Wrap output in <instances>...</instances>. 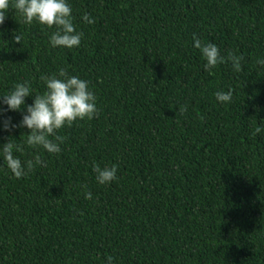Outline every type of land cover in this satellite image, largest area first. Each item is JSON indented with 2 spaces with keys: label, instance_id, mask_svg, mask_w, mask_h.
<instances>
[{
  "label": "trees",
  "instance_id": "1",
  "mask_svg": "<svg viewBox=\"0 0 264 264\" xmlns=\"http://www.w3.org/2000/svg\"><path fill=\"white\" fill-rule=\"evenodd\" d=\"M69 2L78 48H52L55 28L15 10L0 25V95L24 81L42 94L63 67L98 108L57 132L59 154L25 147L44 166L20 179L0 168V264H264V0ZM193 35L242 55L243 71L209 74ZM28 131L0 130V144ZM94 163L119 179L98 184Z\"/></svg>",
  "mask_w": 264,
  "mask_h": 264
},
{
  "label": "clouds",
  "instance_id": "2",
  "mask_svg": "<svg viewBox=\"0 0 264 264\" xmlns=\"http://www.w3.org/2000/svg\"><path fill=\"white\" fill-rule=\"evenodd\" d=\"M10 10H15L22 18L23 23L31 25L38 22L48 28H55L49 37L52 48H78L84 37V33L77 29L74 23L72 5L69 0H0V25L5 22ZM81 19L87 24L95 22L91 14L85 13ZM19 43L21 37L14 36ZM193 46L200 51L201 58L205 61L204 69L212 74L213 70L221 64L230 63L236 73L243 71L242 61L244 57L234 52L227 55L221 53L215 43H202L193 35ZM256 64L264 69V58H258ZM45 90L42 94H34L30 82H18L13 85L6 94L0 95V115L5 112H21L19 122H13L10 117L0 121V130L11 133L17 128H26L29 131L22 142L9 136L7 142L0 144V160L3 164L0 168H6L15 178L26 177L37 166H44L46 162L42 154L33 152L30 159H21L25 153V147L31 149H43L49 154H59L63 138L57 132L71 126L78 120H91L98 113L97 98L90 86V81L79 75H72L66 68H60L57 73L42 77ZM216 101L221 104H229L233 99L231 88L227 91L214 93ZM27 97H34L31 104H26ZM6 106V107H5ZM186 111V108H181ZM264 132V124L255 127L253 135ZM25 134V133H24ZM19 153L20 155H17ZM96 182L107 185L117 181L118 165L111 166L93 164ZM85 198L92 199V193L85 191ZM104 264H114V257L108 255Z\"/></svg>",
  "mask_w": 264,
  "mask_h": 264
}]
</instances>
